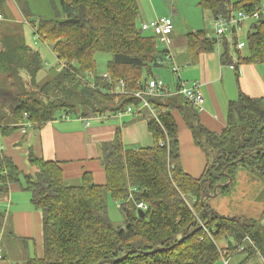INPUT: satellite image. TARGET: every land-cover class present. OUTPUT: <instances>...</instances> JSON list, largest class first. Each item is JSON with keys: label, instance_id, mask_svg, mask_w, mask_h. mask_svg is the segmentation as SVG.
Instances as JSON below:
<instances>
[{"label": "trees", "instance_id": "1", "mask_svg": "<svg viewBox=\"0 0 264 264\" xmlns=\"http://www.w3.org/2000/svg\"><path fill=\"white\" fill-rule=\"evenodd\" d=\"M59 1L66 18H40L34 29L51 44L59 61L57 67L44 71L48 72L44 83L40 79L45 59L26 43L23 34L13 36L14 43L10 35L0 43L1 134L11 135L15 129L25 128L27 122L31 123L30 130H36L72 116L86 121L144 114L154 144L126 146L118 127L113 140L100 145L104 184L97 183L88 171L69 182L61 162L33 151L28 160L35 172L24 174L0 145L1 246L8 228L13 230L8 196L12 185L17 184L30 194L34 208L43 211L44 252L29 257L25 264H99L104 260L112 261L103 264H217L222 261L220 249L227 250L228 259L240 252L247 253V258L261 253L264 225L253 232L255 220L212 212L209 198L204 203L202 199L214 192L217 184L228 182L229 174L233 181L221 188L228 190L240 164L264 176V97L240 91L229 103L221 132L205 127L199 111L188 101L179 105L173 97H150L156 118L135 93L155 77L153 70L166 51L158 37L140 25L138 0ZM4 2L0 0L1 5ZM199 5L210 11L213 19L230 18L239 11L249 15L258 12L260 17L245 23L244 37L234 34L235 44L245 42L246 54H236L225 36H209L205 29L189 32L194 60L201 53L215 51L221 43V58L232 68L238 69L242 63H264L263 0H199ZM25 13L28 15V10ZM99 52L111 55L107 64L111 78L97 73ZM120 81L124 82L122 88ZM174 107L181 109L195 142L206 153V167L199 177L188 174L182 166ZM108 193L127 212L124 227L115 226L109 217ZM141 202L147 205L142 216L138 213ZM131 250L134 252L125 256ZM3 251L2 247V261Z\"/></svg>", "mask_w": 264, "mask_h": 264}, {"label": "crops", "instance_id": "2", "mask_svg": "<svg viewBox=\"0 0 264 264\" xmlns=\"http://www.w3.org/2000/svg\"><path fill=\"white\" fill-rule=\"evenodd\" d=\"M151 1L153 5L149 0H138L141 9L140 25L144 21L169 16L160 14L154 0ZM4 7L6 8L4 9ZM25 10L28 8L20 6L19 10L13 0H5L3 5L0 4V12L5 17L0 27L6 23L8 29L11 23H23L25 19H28ZM28 12L32 11L28 10ZM263 15L264 12L262 17ZM211 20L213 21V18ZM173 22L174 28L170 34L169 43L159 42L160 47L165 49L166 56L156 66L158 68H154V78H161L165 81L167 92H176L178 79L173 68L177 66L180 68L182 80L190 84L201 83L205 102L204 110L199 112L200 121L211 131L221 132L226 126L229 103L238 98L240 91L252 97H264V63H242L238 69L232 68L230 64L224 63L221 58V43L217 45L215 51L201 53L194 60L187 34L191 31L200 30L199 28L207 30L208 20L206 19L200 25L189 22L188 25H185L186 22L178 23L175 20ZM246 32L247 28L242 32L244 36ZM23 33L26 37L24 31ZM208 35H214V32H210ZM26 43L32 46L27 37ZM245 52V50L240 51L241 54H246ZM172 97L178 99L179 105L187 101L181 94H175ZM172 113L178 125L182 166L188 174L199 177L206 167V153L195 142L193 131L181 109L174 107ZM103 118L96 117L93 122L90 121V125H87L83 118L61 119L46 123L43 127L36 129L35 139L32 140L37 155L47 160L61 162L66 179L80 178L88 171L93 174L97 183H106V171L100 161V145L103 142L113 140L118 127L122 130V138L126 146L149 147L154 144V138L144 114L117 117L111 115ZM30 127L32 126L26 130L23 128L21 132L31 134L30 139H32L35 129L29 132ZM11 137L10 140L15 139L16 136ZM0 145L5 152V146L1 142ZM5 154L12 157L19 165L13 151L7 150ZM8 198L12 202L10 208V226L12 229L19 234L30 237L38 234L39 238H42V214L32 205L30 194L21 191L18 185L14 184ZM4 201L6 199L2 198L1 203ZM33 249L36 248L33 247ZM37 254L38 252L32 255ZM0 264H9V262L4 259Z\"/></svg>", "mask_w": 264, "mask_h": 264}, {"label": "rangeland", "instance_id": "3", "mask_svg": "<svg viewBox=\"0 0 264 264\" xmlns=\"http://www.w3.org/2000/svg\"><path fill=\"white\" fill-rule=\"evenodd\" d=\"M149 1L153 5V2L151 0ZM13 2L16 4L19 10L20 6H24L26 9L28 8V10L32 12H29V14L26 15L28 19H25L23 23H11L8 29L6 23L1 26L0 43L3 39L5 40L9 38L8 35H10V41L13 43L15 40L13 36L15 35L23 34L25 41L27 37L32 47L39 50L45 59V69L42 70L43 72L41 73L40 79V83H44L48 77V72L44 71L49 69V67H57L59 65V61L53 53L51 44L48 41L43 40L42 37H35L34 29L35 27L37 28V25H39L40 18L49 20H63L66 18L61 11L60 1L13 0ZM154 2L160 14L169 15L178 23L186 22L185 25H188L189 22L200 25L207 19L209 22H206L209 25L207 26L206 30L207 33L209 34L210 32H214V25L212 24L213 21L211 20V12L204 10L199 5V0H154ZM5 8L6 7H4V9ZM22 29L25 32L26 37ZM145 34H150V32H145ZM241 36L244 37V33H242ZM110 59L111 55L108 53L99 52L96 54L98 74L103 75L107 72V64ZM156 68L158 67H155V69ZM57 69L59 70L60 68ZM75 118L77 117L72 116V119ZM94 119V117L90 118L91 122H93ZM21 130L22 129H15L12 134L8 136H4L0 132V142L5 146V152L7 150H11L15 153V157L24 174H34L35 169L29 163L28 155L30 154V151H33L37 155L34 142L32 141L35 139L37 131L33 130L35 134L33 135V138L30 139L31 134H23ZM31 131L32 129L29 132ZM10 137H15V139L10 140ZM209 149L211 150L210 146ZM24 174H22L21 178L24 177ZM233 175L234 183L230 186V188L228 190H221L223 186L228 185L231 181H233L231 177L227 176L228 182L219 183L223 184V186L218 189L216 195L209 197L207 203L210 206L212 212H216L228 217L255 220L257 222V226L253 229V232L259 231L262 229L261 226L264 225V176L253 172V170L250 168L243 167L241 164L236 167ZM66 180L71 182L69 179ZM72 181H76V179H73ZM26 193L28 194V192ZM106 200L108 203V211L111 221L115 226L124 227L127 220V212L121 208L120 205H118V202H116L109 193L106 195ZM39 211L42 214V209H39ZM43 243V229L42 238H39L38 234H34V236L30 237L19 234V232L14 230L10 232L9 227L6 231L4 239L2 240L5 261L9 262V264H25V261L30 259L29 257L41 256L43 254ZM224 244L225 243H221V246H225ZM33 247L36 249H33ZM37 252V255H32L36 254ZM247 256L248 254L245 252H240L236 255H233L230 259V264H264V245H262L261 253L250 258H247ZM217 264H222V261H219Z\"/></svg>", "mask_w": 264, "mask_h": 264}, {"label": "built area", "instance_id": "4", "mask_svg": "<svg viewBox=\"0 0 264 264\" xmlns=\"http://www.w3.org/2000/svg\"><path fill=\"white\" fill-rule=\"evenodd\" d=\"M260 14L258 12L254 13L253 15H249L243 11H239L234 14V16L230 18L226 17H219L217 19H213V25L215 29L214 36L216 38L226 37L228 41L232 42L231 48L237 54V52L242 51L245 47L244 41H239L236 44L233 42L234 34H240L243 31V27L246 22L249 20H258ZM4 14L0 12V24L2 20H4ZM142 27L147 30H151L159 39V42L162 43H169L170 34L173 32L174 22L171 17L169 16H161L155 19L144 21L142 23ZM39 34L35 33V37H38ZM40 37V36H39ZM235 61L237 62V57H235ZM64 66V64H62ZM175 74L177 75L178 79V87L176 92H163V89L166 87V84L163 79L161 78H153L150 80L149 84L142 88V90L135 93L137 98L142 100V106H146L156 118H158L157 110L152 106L150 103V97H172L175 94H181L185 97V99L193 105L199 112L204 110V102L205 98L201 91V83L194 82L192 84L188 83L181 79L180 76V68L175 66L173 68ZM91 75H93L91 73ZM100 75V74H99ZM102 78H111L109 73L106 72L103 75H100ZM121 88L124 86V82L120 81ZM87 125H90V119H86ZM31 126V123L27 122L25 125V130ZM133 190H138L137 188H133ZM139 209L146 210L147 205L143 202L138 204ZM205 226V225H204ZM244 247H240L243 249ZM222 255V264H230V259H228L225 254L227 250L220 249ZM3 254H2V246L0 244V263L2 262Z\"/></svg>", "mask_w": 264, "mask_h": 264}, {"label": "water", "instance_id": "5", "mask_svg": "<svg viewBox=\"0 0 264 264\" xmlns=\"http://www.w3.org/2000/svg\"><path fill=\"white\" fill-rule=\"evenodd\" d=\"M250 152H251V151H250ZM250 152H249V153H250ZM238 161H239V160H236L234 163H237ZM228 176H230V175L228 174ZM230 181H231V179H230ZM221 186H223V184H217L214 193H206V195H204V198L202 199V202L204 203L205 200H206V198H209V197H211V196L216 195V192L218 191V189H219ZM205 212L207 213V209H206V208H205ZM138 213H139V215L142 216V215H144L145 211H144V210H141V209H138ZM132 252H134V250L129 251L125 256H127L128 254H130V253H132ZM125 256H123V257H125ZM118 259H122V257H120V258H118ZM110 261H112V260H104V261L100 262L99 264L107 263V262H110Z\"/></svg>", "mask_w": 264, "mask_h": 264}, {"label": "clouds", "instance_id": "6", "mask_svg": "<svg viewBox=\"0 0 264 264\" xmlns=\"http://www.w3.org/2000/svg\"><path fill=\"white\" fill-rule=\"evenodd\" d=\"M145 211V210H144Z\"/></svg>", "mask_w": 264, "mask_h": 264}]
</instances>
